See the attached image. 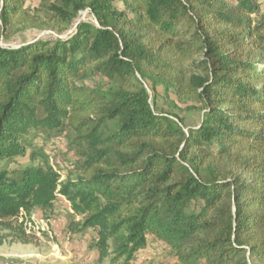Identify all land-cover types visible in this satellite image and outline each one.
<instances>
[{"label":"trees","instance_id":"trees-1","mask_svg":"<svg viewBox=\"0 0 264 264\" xmlns=\"http://www.w3.org/2000/svg\"><path fill=\"white\" fill-rule=\"evenodd\" d=\"M17 26L55 35L4 47ZM157 87L198 124L159 112ZM60 197L102 262L264 261V0H54L46 18L0 0V246Z\"/></svg>","mask_w":264,"mask_h":264},{"label":"rangeland","instance_id":"rangeland-1","mask_svg":"<svg viewBox=\"0 0 264 264\" xmlns=\"http://www.w3.org/2000/svg\"><path fill=\"white\" fill-rule=\"evenodd\" d=\"M53 2L54 0H26V8L34 16L46 18ZM81 19L94 20L88 12L82 13ZM54 35L49 31L17 26L8 31L2 44L4 47L18 48L30 41L51 38ZM87 85L94 88L106 84L100 77H96L88 81ZM152 104L159 112L180 117L187 124L197 125L200 121L198 112L187 111L178 103L173 93H167L162 87L155 90ZM57 143L61 150L50 153V163L62 173L63 183L68 178L77 179V170L68 169L71 163V155L66 151L68 140H58ZM29 164V158H25L12 164L10 169L25 168ZM81 220L82 216L74 214L69 201L62 197L51 210L35 209L31 215H21L14 224L17 228L22 225L21 230L25 232L29 244L9 239L0 246V264H124L123 260L114 263L112 257L100 261L97 251L93 249L96 232L89 230L86 234H79L71 228V224ZM254 262L264 264V261ZM134 264H176V261L169 251L156 250L151 246L139 255Z\"/></svg>","mask_w":264,"mask_h":264}]
</instances>
